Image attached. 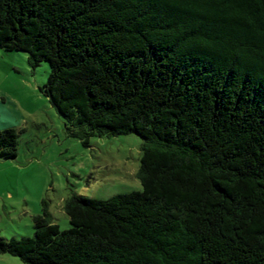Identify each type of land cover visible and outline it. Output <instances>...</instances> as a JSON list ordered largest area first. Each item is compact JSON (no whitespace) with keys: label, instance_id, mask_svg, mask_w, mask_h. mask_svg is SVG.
<instances>
[{"label":"trees","instance_id":"obj_1","mask_svg":"<svg viewBox=\"0 0 264 264\" xmlns=\"http://www.w3.org/2000/svg\"><path fill=\"white\" fill-rule=\"evenodd\" d=\"M0 48L85 147L142 139L141 190L72 192L62 229L0 237L25 264H264V0H0ZM19 133L0 130V159Z\"/></svg>","mask_w":264,"mask_h":264},{"label":"rangeland","instance_id":"obj_2","mask_svg":"<svg viewBox=\"0 0 264 264\" xmlns=\"http://www.w3.org/2000/svg\"><path fill=\"white\" fill-rule=\"evenodd\" d=\"M49 71L48 62L32 69L25 51L0 48V130L13 127L19 133L17 156L0 159V237L5 239L32 236L43 201L66 229L64 205L73 191L105 199L142 189L141 137H92L89 147L71 137L41 90ZM0 264L25 263L0 253Z\"/></svg>","mask_w":264,"mask_h":264}]
</instances>
